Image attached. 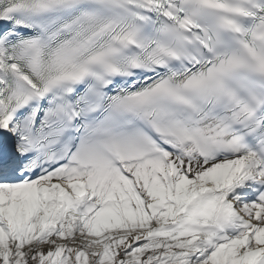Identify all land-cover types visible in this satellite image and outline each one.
Here are the masks:
<instances>
[{
	"label": "snow or ice",
	"instance_id": "1",
	"mask_svg": "<svg viewBox=\"0 0 264 264\" xmlns=\"http://www.w3.org/2000/svg\"><path fill=\"white\" fill-rule=\"evenodd\" d=\"M0 264H264V0H0Z\"/></svg>",
	"mask_w": 264,
	"mask_h": 264
}]
</instances>
